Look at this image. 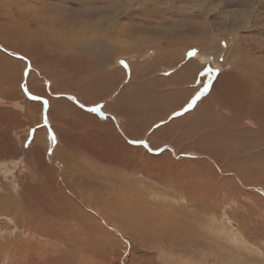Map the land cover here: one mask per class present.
<instances>
[{
  "label": "rangeland",
  "instance_id": "374dc122",
  "mask_svg": "<svg viewBox=\"0 0 264 264\" xmlns=\"http://www.w3.org/2000/svg\"><path fill=\"white\" fill-rule=\"evenodd\" d=\"M17 1L22 2L17 3ZM23 2L31 5V18L39 17L45 20L43 23H38L40 27L31 26L34 32L42 33L35 37L44 43L60 42L64 45L80 43L79 32L89 27L83 26V21L89 22L87 24L90 25L93 20L101 22V29L105 25L118 24L123 31L128 32L127 29L129 30V36L120 38L119 34H111L109 41L103 40L106 46H113L110 52L107 51L108 54L112 52L110 57L115 54L113 49L117 46L124 50L114 56L110 67H122V75H117L116 78L120 81L118 84L114 83V86L112 83L111 87L99 85L97 92L102 97L97 96L93 100H87L83 94L75 92L66 91L52 94V96L47 90L42 94L31 91L27 86L28 75L31 72L35 73L39 81H44L45 76L42 79V75H39L30 52L19 50L20 48L17 49L18 47L5 44L6 42L0 40V53L8 58L11 57L12 60H17L18 63L13 61L19 65L17 71H11L7 75H10V80L13 78L14 85L4 87V84L0 82V99L3 100L0 101V121L9 117L11 119L9 124H13V131L16 132L10 137L7 136L4 143L13 144L15 136L18 141V144H15V150L27 149L36 129L44 128L43 115L38 114V110L34 115L30 112V103L41 99H45L46 102V98L42 95H45L44 97L47 94L52 97H64L69 102L78 105L87 114L93 113L99 123L104 121L102 115H109L118 121V125H124V116L115 114L112 105L118 100L120 89L132 84L126 74V64L132 63L142 69L146 61L153 60L156 52L167 45H169L168 49L177 53L181 50L178 57L179 64L186 63L187 59L202 57L205 58V63L214 64L218 72L225 69V71L233 70L236 59L242 58L241 50L245 52L250 49V52H253L252 55L249 52L251 56L262 58L257 63L264 59V0H0V21L6 24L1 30L9 29L10 31L14 24L12 18L5 15V11L9 10L10 13L14 11L19 16L20 9L17 7ZM21 12V14L25 13L24 10ZM28 19L29 15L20 20L27 23ZM202 22H206L207 25L202 26ZM227 25L235 28L234 35L226 32L230 28ZM135 27L139 30L138 32L135 31ZM208 28L211 29L208 30ZM206 30L208 33L213 32V35L210 33V37L208 35L203 37L201 33H206ZM189 31L197 36L191 35ZM249 35H252L249 42L251 45H247V42L244 43L241 39L244 46L239 50L235 45L238 42L237 39ZM137 38L141 40V43L138 44ZM37 39H30L34 54L35 46L31 42H38ZM188 39H190L189 42ZM200 43L214 46L217 53L203 52L199 49ZM23 44L26 45L24 41ZM156 44L159 45L158 48ZM10 45L13 49L6 47ZM77 45L74 47H78ZM45 51L49 52L48 49ZM39 56L43 65L50 69L52 66L49 64L50 59H46L43 54ZM178 69V66L175 68L162 67V63H159L155 72L147 73L148 76L154 74L157 78L169 79L165 86L145 84L143 89L147 94L167 91L177 93L175 99L179 96L187 99L178 106L172 101L163 102L161 106H156L151 110L146 109L139 115L136 121L140 124L139 126H142L143 131L135 129L134 131L139 130L141 133L136 136V133L131 132L133 134L127 138L131 147V170L118 168L109 161L106 163L91 162L84 158L78 150L80 144L78 133L64 131L61 139L57 136L52 139L48 138L47 154L51 160L47 161L56 170L59 181L63 180V173L66 170L75 175L76 165H82L88 171L98 172L96 183L105 184L106 176H111L136 185L137 190L131 192L130 201L123 203L117 214L114 208H107L111 217L106 220H100L96 212L85 208L76 198L77 192L74 194L70 190L67 191V195L76 200L78 207L82 208L85 213L92 214L94 220L90 223L98 225L102 233L88 232L80 235L83 238L58 241L30 231L23 224L21 218L24 217H20L19 212L0 211V264H264L263 183L258 180L244 182L234 173L233 168L229 169L230 171H224L215 160L204 153L179 150L168 141H159L160 136L157 132L171 121L173 122V125L169 126L171 135H176L184 127H190V121L178 122V119L191 110L188 105L192 97L194 102L199 101L211 89L209 84L202 85L201 83L197 86L200 75L193 77L194 83L191 84L190 90L184 91L178 88V85L173 82L178 77L176 74ZM56 72L61 76L69 74L71 77L72 75L63 69H58ZM74 75L77 74L74 73ZM142 76L145 77L143 73ZM78 77H82V80H89L92 79V74L88 75L85 71ZM111 78L113 80L115 76H107L105 80ZM122 78L124 79L121 80ZM12 103L14 106L11 105ZM167 103L176 106L169 107L170 110L165 111L163 118L156 119L154 112L161 110L162 105ZM13 110L15 112H12ZM250 121L254 124L253 120ZM107 122L109 123L107 128L101 129L96 126L91 135L93 147L95 151H98L99 159H104L106 156L100 153L94 141H106L107 136L112 134L117 126L110 120ZM0 127H2L1 131H7L3 126ZM133 127L134 125L131 124L130 129ZM71 129H73L71 132L77 131L75 123L70 125ZM133 141H142V143H133ZM104 145L102 144V147ZM257 148H264V144ZM166 151L169 153V158L164 154ZM67 154H70L75 161L67 163ZM8 159L9 162L16 164L13 171L16 177V187L14 185L15 188L11 189L0 186V193L14 194L15 190L17 191L15 193H20L25 183L33 181V177L28 179L29 156L27 154L14 156L7 153L1 157L2 161ZM191 161H203L209 164L213 171V175L208 178L210 189L214 192L213 197H206L204 194L202 195L204 198L197 200L156 179V176L162 175L168 180L186 182L189 173L184 172V169L192 167L190 166ZM88 171L87 173L91 174ZM224 177L232 178L231 181L223 182ZM114 181H112L113 184H118ZM124 182L121 183V187L127 189L128 186ZM136 199L142 202L139 203ZM26 211L32 213L31 207ZM115 215L134 229V235L128 230L119 229L114 222L109 220ZM41 217L51 218L47 212L41 213L39 218L42 219ZM45 219H42V222H50ZM62 234L66 237V232Z\"/></svg>",
  "mask_w": 264,
  "mask_h": 264
},
{
  "label": "bare ground",
  "instance_id": "6f19581e",
  "mask_svg": "<svg viewBox=\"0 0 264 264\" xmlns=\"http://www.w3.org/2000/svg\"><path fill=\"white\" fill-rule=\"evenodd\" d=\"M21 2L17 1V3ZM18 6L17 9H20L18 12L19 16L14 11L11 13L9 10L5 11V15L10 19L12 18L11 20L14 24L11 29L13 30H1L5 23L2 24L0 21V40L6 42L5 44H12L14 47H18L17 49L20 48L19 50L27 51V53L30 52L29 54H31L30 56L33 62L37 65L39 75H42V79L45 76L44 81H39L35 73L31 72L28 75L27 86L31 91L36 92V94H42L47 90L51 95L66 91L75 92L83 94V97L87 100H93L97 96L102 97L97 92L99 85L111 87V83L112 86H114V83H119L120 80H117L116 77L119 74L122 75V67H110L114 56L124 50L117 46L113 49L115 54L110 57L112 52L109 54L108 52H110L113 46H106L105 43L103 44V40L105 42L109 41L111 34H119L120 38L124 36L128 37V27L126 28L128 32H125L118 24L112 23L105 25L101 29L102 24L98 20H93L90 25L87 24L89 22L83 21L82 25L89 27L79 32L80 43H76L78 47H74L76 44L64 45L60 42L44 43L35 37L42 33L34 32L31 26L35 25L40 27L41 25H38V23H43L45 20L39 19L36 16V18H31L30 4L23 2ZM22 10L25 13L21 14ZM28 15L29 19L27 23L20 20L22 17L26 18ZM201 25L206 26L207 24L206 22H202ZM227 27L230 28L226 32L234 35L235 28L229 25ZM210 29L208 28V30ZM135 31L138 32L139 30L135 27ZM232 31L234 32L232 33ZM209 32L213 35V32ZM210 33L206 30V33L202 32L201 34L203 37L207 35L210 37ZM190 34L197 36L193 32H190ZM251 36L239 37L237 39L238 42L235 43L236 47L241 50L245 42H247V45H251L249 43L252 39ZM130 37L132 38V36ZM30 39L38 40V42H31L35 46V54L34 47L30 46ZM137 39L139 40L138 44L141 43V40L139 38ZM241 39H243V44ZM23 41L26 45L23 44ZM189 41L190 39H188ZM158 44H156L157 48L159 47ZM6 47H11V45ZM199 47L203 52L211 51L217 53V49L214 46H209V44L202 45L200 43ZM168 48L169 45L158 50L154 55V59L146 61L142 69H139L132 63L126 64V74H128L132 84L120 89L118 100L112 105V110L115 114L124 116V125H118V121L109 115H102L104 121L99 123L93 113L87 114L78 105L69 102L64 97H52L53 95L49 96L48 94L46 97L42 95L43 98H46V102L45 99H41L38 102L30 103L31 114L34 115L38 110V114L43 115L44 121L42 123H44V128L39 127L36 129L33 140L28 143L27 149L15 150V144H18L15 136L13 144L6 145L4 143L7 136L10 137V135L16 132L13 131V124H9V121L11 122L9 117L6 116L7 118L4 121H0V126H3L8 131H1L2 127H0V186L11 189L16 187V177L13 174L16 164L9 162V159L7 161L1 160V157L7 153L14 156L27 154L29 156L27 162L29 169L28 179L33 177V181L23 185V190L20 193H15L17 192L16 190L14 194L10 192L0 193V211H5V213H9L10 211L19 212L20 217H24L21 218L23 224L30 231L46 235L58 241L72 240L88 232L102 233L98 225L90 223V221L94 220L92 214L85 213L82 208L78 207L76 200L71 199L67 195V191L70 190L74 194L77 192L76 198L85 208L96 212L100 220H106L108 217H111L107 208H114L113 210L117 214L121 210L122 204L130 201L129 199L132 196L131 192L137 190L136 185L111 176H106L105 184L96 183L95 179L99 176L97 174L98 172L88 171L82 165H76L77 173L75 175H72L71 172L66 170L63 173V180L59 181L56 176V170L47 161L51 160L47 154L49 150V146L47 145L48 138L52 139L54 136H57L61 139L64 131L78 133L80 135L78 150L84 158H87L91 162L106 163L109 161L110 164L114 163L118 168L126 171L131 170L132 155L130 154L131 147L127 142V138L133 134L131 132L136 133V136H138L143 131L142 126H139L140 124L136 121L139 115L146 109L151 110L156 106H161L163 102L172 101L173 103H177L178 106L187 99L186 97L181 98L180 96L178 99H175L177 93H168L167 91L155 94H147L144 91L143 86L145 84L167 85L169 81L167 78H157L154 74L148 76L150 72L156 71L159 63H162V67L167 68H175V66H178L179 69L176 72L178 77L173 82L178 85V88L184 91L191 89L195 75L201 76L197 80V86L202 83V85L209 84L211 88L207 95H204L199 101L194 102L192 97L189 103L192 104L191 110L178 119V122L184 120L190 121V127H184L176 135H171V129L169 128V126L173 125L171 121L164 125L166 127L157 132L158 136H160L159 141H168L175 147H178L179 150H194L199 153H204V155L206 154L215 160L224 171L233 168L235 170L234 173L240 176L242 181L249 182L258 180L264 185V148H257L259 145L264 144V59L262 62L257 63L262 58L251 56L253 52L251 53L250 49H247L245 52L241 50L240 55L242 58L238 57L236 59L233 70L225 71V69L218 72L214 64L209 62L205 63V58L202 57H200L201 61H199L200 58L187 59L185 60L186 63L179 64L178 57L181 50L177 53ZM45 49H48L49 52L47 53ZM77 49L81 52H78ZM39 54H43L46 59H50L49 64L52 65L50 69L43 65ZM13 60L11 57L8 58L0 53V82L4 84V87L5 85L7 87L12 84L14 85L13 78L10 80V75L7 76L11 71H17L19 67V65L15 64V62L18 63L17 60H14L15 62ZM58 69L69 71L68 73L72 74L71 77H69V74H65L64 76L59 75L56 72ZM71 71L74 72L71 73ZM85 71H87L88 75L92 74V79L82 80V77H78ZM203 72H206V74L202 75L201 73ZM74 73L77 75H74ZM142 73L145 77L142 76ZM110 75H114L115 79L105 80ZM16 93L19 94V92ZM186 96L188 97V95ZM37 98L35 99L37 100ZM0 101L3 100L0 99ZM162 106L161 110L155 111L153 114L156 116V119L163 118L165 111L169 107H175L176 105L167 103ZM14 110L12 112H15ZM107 120L114 122L117 126L114 128L112 134L107 136L106 141H94L100 153L106 156L104 159H99V153L94 150L91 135L95 131L96 126L101 129L107 128L109 125ZM250 120H253L254 122H252L254 124ZM34 121H36V117H34ZM73 123L76 124L77 131L71 132L73 129L70 130V125ZM131 124L134 127L130 129ZM135 129H140L141 132L139 130L134 131ZM102 144L105 145L102 147ZM164 154L169 158L167 151ZM242 158H245V160H242ZM73 161H75L74 158L70 154H67L66 162L70 163ZM190 166L192 167L184 169V172L189 173L186 182L168 180L162 175L156 176V179L161 183H166L184 192V194H189L197 200L204 198L202 196L204 194L206 197H213L214 192L210 189V180L208 179L213 175V171L210 169L209 164L203 161H191ZM87 171L91 174H88ZM231 178L224 177L223 182L231 181ZM112 181L118 182V184H113ZM122 182L126 183L128 186L127 189H122ZM136 200L139 203L142 202L140 199ZM30 207L32 213L26 211ZM43 212H47L51 218H41L50 220V222L44 223L39 218ZM109 220L114 222L119 229L128 230L134 235V229L118 219L117 215ZM62 232H66V237Z\"/></svg>",
  "mask_w": 264,
  "mask_h": 264
},
{
  "label": "snow or ice",
  "instance_id": "6c2138e0",
  "mask_svg": "<svg viewBox=\"0 0 264 264\" xmlns=\"http://www.w3.org/2000/svg\"><path fill=\"white\" fill-rule=\"evenodd\" d=\"M201 74L203 75L204 73H201ZM196 98H198V96ZM188 107H192V104H189ZM93 110L95 111L96 109H93ZM185 110H187V109H185ZM133 143H142V141H133Z\"/></svg>",
  "mask_w": 264,
  "mask_h": 264
}]
</instances>
